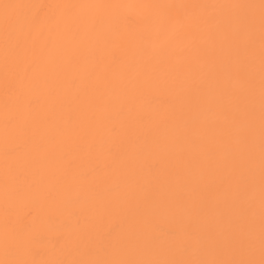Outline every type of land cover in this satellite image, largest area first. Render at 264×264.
<instances>
[{"label": "bare ground", "instance_id": "bare-ground-1", "mask_svg": "<svg viewBox=\"0 0 264 264\" xmlns=\"http://www.w3.org/2000/svg\"><path fill=\"white\" fill-rule=\"evenodd\" d=\"M0 264H264V0H0Z\"/></svg>", "mask_w": 264, "mask_h": 264}]
</instances>
